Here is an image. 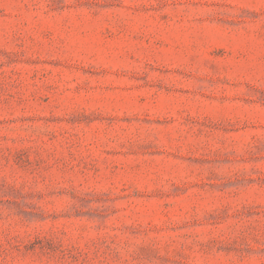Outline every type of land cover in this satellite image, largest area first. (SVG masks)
I'll return each instance as SVG.
<instances>
[{"label": "rangeland", "instance_id": "rangeland-1", "mask_svg": "<svg viewBox=\"0 0 264 264\" xmlns=\"http://www.w3.org/2000/svg\"><path fill=\"white\" fill-rule=\"evenodd\" d=\"M0 264H264V0H0Z\"/></svg>", "mask_w": 264, "mask_h": 264}]
</instances>
